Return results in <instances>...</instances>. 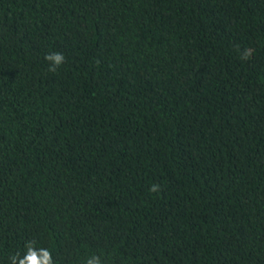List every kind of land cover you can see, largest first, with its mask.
<instances>
[{"label":"trees","instance_id":"1","mask_svg":"<svg viewBox=\"0 0 264 264\" xmlns=\"http://www.w3.org/2000/svg\"><path fill=\"white\" fill-rule=\"evenodd\" d=\"M29 241L264 264V0H0V264Z\"/></svg>","mask_w":264,"mask_h":264},{"label":"clouds","instance_id":"2","mask_svg":"<svg viewBox=\"0 0 264 264\" xmlns=\"http://www.w3.org/2000/svg\"><path fill=\"white\" fill-rule=\"evenodd\" d=\"M249 53L247 50L244 53L243 58L247 59ZM65 56L63 53L55 52L45 56V60L49 62L48 71L56 72L57 69L65 62ZM152 193H159L161 186L159 184H153L150 189ZM27 251L21 257L19 254H15L11 257V264H54L51 251L43 247H36L35 241H29L25 245ZM84 264H103L99 255H92L86 259Z\"/></svg>","mask_w":264,"mask_h":264}]
</instances>
